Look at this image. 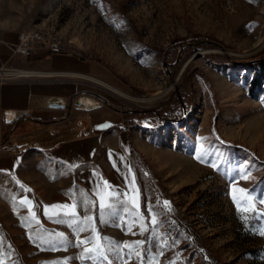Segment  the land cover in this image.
Instances as JSON below:
<instances>
[{"label":"rangeland","instance_id":"rangeland-1","mask_svg":"<svg viewBox=\"0 0 264 264\" xmlns=\"http://www.w3.org/2000/svg\"><path fill=\"white\" fill-rule=\"evenodd\" d=\"M0 26L170 88L86 79L117 123L0 172V264H264V0H0Z\"/></svg>","mask_w":264,"mask_h":264},{"label":"crops","instance_id":"crops-1","mask_svg":"<svg viewBox=\"0 0 264 264\" xmlns=\"http://www.w3.org/2000/svg\"><path fill=\"white\" fill-rule=\"evenodd\" d=\"M18 34L0 26V67L38 73L0 81V172H17L35 154L72 165L80 153V143H87L94 134L117 123L111 115L102 116L105 104L87 110L69 103L85 94L86 79H90L77 73L99 77V65L64 48L37 46L30 56L14 54L12 46ZM54 96L64 98L67 106H50L48 100ZM6 110L28 113L9 123ZM78 125L82 133L73 135ZM83 152L88 153V149L83 148Z\"/></svg>","mask_w":264,"mask_h":264},{"label":"built area","instance_id":"built-area-1","mask_svg":"<svg viewBox=\"0 0 264 264\" xmlns=\"http://www.w3.org/2000/svg\"><path fill=\"white\" fill-rule=\"evenodd\" d=\"M37 46L51 49L62 48L60 41L44 36V33L34 32V29H26L19 32L18 41L12 47L14 54L30 56L33 54ZM17 71L18 73H16ZM34 73H38V71L2 66L0 67V81L14 76L29 75Z\"/></svg>","mask_w":264,"mask_h":264},{"label":"water","instance_id":"water-1","mask_svg":"<svg viewBox=\"0 0 264 264\" xmlns=\"http://www.w3.org/2000/svg\"><path fill=\"white\" fill-rule=\"evenodd\" d=\"M50 106L55 107H66L67 101L61 97H51L48 100ZM75 104L79 107H83L87 110H92L103 106L105 103L104 101L96 98L94 95L91 94H82L76 100ZM28 112L26 110H6V121L11 123L15 120L21 118L22 116L26 115Z\"/></svg>","mask_w":264,"mask_h":264},{"label":"bare ground","instance_id":"bare-ground-1","mask_svg":"<svg viewBox=\"0 0 264 264\" xmlns=\"http://www.w3.org/2000/svg\"><path fill=\"white\" fill-rule=\"evenodd\" d=\"M34 32H37V33H44V36H47V37L53 39L52 36H51L50 34H47V33L43 32L42 30H41V31L34 30ZM263 48H264V37H260V38L257 39V40L255 41V43L252 45L251 51H252V52H257V51H259V50H261V49H263ZM16 73H18V71H17ZM77 74L87 76V77H89V78H91V79L99 80L100 82L104 83L105 85L109 86L110 88L115 89L117 92L123 94V95L126 96L127 98H129V99H131V100H135V101H149V102H150V101H154V100H156V99H158V98L163 97V96H164L165 94H167V93L169 92V90H170V88L160 89V90H158L156 93H154V95H153L151 98H149V99H146V98H140V97L133 96V95H131V94H129V93L123 92L122 90H120V89L114 87L113 85H111L110 83H108V82H106V81H104V80H102V79H99V78H96V77H93V76H90V75H86V74H81V73H77Z\"/></svg>","mask_w":264,"mask_h":264},{"label":"snow or ice","instance_id":"snow-or-ice-1","mask_svg":"<svg viewBox=\"0 0 264 264\" xmlns=\"http://www.w3.org/2000/svg\"><path fill=\"white\" fill-rule=\"evenodd\" d=\"M133 191L135 192L136 190L133 189ZM237 191H240L241 193L244 192L243 189H238ZM234 199H235V197H234ZM133 203L135 204V201H133ZM167 203H168V202H165L166 205H167ZM52 207H53V208H56V207H64V208H66L67 206H52ZM101 207L103 208L104 206L101 205ZM102 215H103V213H102ZM80 223H83V221H81ZM93 231H94V230H93ZM59 235L62 236V234H59ZM140 243H142V242H137V244H136L135 246H133V245H126L125 247H130V248H132V247H138ZM99 248H100V246L98 245V246H97V249H96L97 255L100 256L101 258L106 259V256L104 255L103 252H100V251H99ZM86 251H91V250H86ZM88 258H89V259H93V260L95 261L97 257H96V256H89Z\"/></svg>","mask_w":264,"mask_h":264},{"label":"trees","instance_id":"trees-1","mask_svg":"<svg viewBox=\"0 0 264 264\" xmlns=\"http://www.w3.org/2000/svg\"><path fill=\"white\" fill-rule=\"evenodd\" d=\"M248 61H251L250 64L258 66L261 69V72L264 73V53ZM258 80H259V77H257L255 81H258Z\"/></svg>","mask_w":264,"mask_h":264}]
</instances>
